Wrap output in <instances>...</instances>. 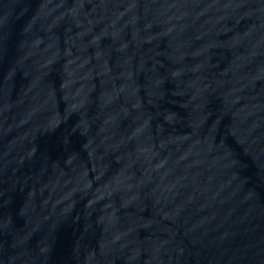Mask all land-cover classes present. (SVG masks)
<instances>
[{"label": "water", "instance_id": "1", "mask_svg": "<svg viewBox=\"0 0 264 264\" xmlns=\"http://www.w3.org/2000/svg\"><path fill=\"white\" fill-rule=\"evenodd\" d=\"M165 0H0V69L121 14Z\"/></svg>", "mask_w": 264, "mask_h": 264}]
</instances>
